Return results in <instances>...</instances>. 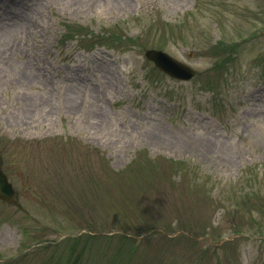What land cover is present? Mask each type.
I'll return each mask as SVG.
<instances>
[{
	"label": "rangeland",
	"instance_id": "1",
	"mask_svg": "<svg viewBox=\"0 0 264 264\" xmlns=\"http://www.w3.org/2000/svg\"><path fill=\"white\" fill-rule=\"evenodd\" d=\"M0 156V264H264V0H0Z\"/></svg>",
	"mask_w": 264,
	"mask_h": 264
},
{
	"label": "water",
	"instance_id": "2",
	"mask_svg": "<svg viewBox=\"0 0 264 264\" xmlns=\"http://www.w3.org/2000/svg\"><path fill=\"white\" fill-rule=\"evenodd\" d=\"M146 56L154 61L157 67L162 71L177 79L187 80L194 75V72L191 69L172 59L162 51L147 50ZM13 195L14 191L12 186L8 183L6 176L2 173L0 167V197L6 201H11Z\"/></svg>",
	"mask_w": 264,
	"mask_h": 264
}]
</instances>
